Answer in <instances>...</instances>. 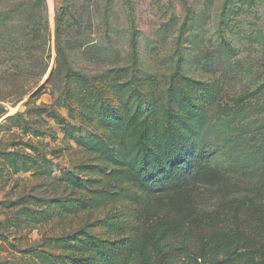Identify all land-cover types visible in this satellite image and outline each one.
<instances>
[{"label":"rangeland","instance_id":"1","mask_svg":"<svg viewBox=\"0 0 264 264\" xmlns=\"http://www.w3.org/2000/svg\"><path fill=\"white\" fill-rule=\"evenodd\" d=\"M68 2L70 78L62 0H0V264H264V0Z\"/></svg>","mask_w":264,"mask_h":264},{"label":"trees","instance_id":"2","mask_svg":"<svg viewBox=\"0 0 264 264\" xmlns=\"http://www.w3.org/2000/svg\"><path fill=\"white\" fill-rule=\"evenodd\" d=\"M69 9V2L68 0H62V7L58 11L55 17V48H56V63L64 62L66 64L65 68V77L70 78L72 76L71 67L69 66V63L67 61V58L64 54L63 50V44H62V38L65 35L64 32V22L65 18L67 16ZM44 31V32H43ZM47 40V31L41 30L37 31L35 36V43H41L45 42ZM18 75L14 77L12 80L13 82H17ZM143 142V143H142ZM141 144L143 147L148 146L150 144V141L148 139H143ZM148 168V166H145ZM189 171V165L186 161H179L175 165L170 166L169 168L163 169L161 166L155 167V173L150 177L149 181L147 182V190L150 193H157V192H176L180 189L181 186V180L183 176H186ZM175 173V174H174ZM176 173H180L181 178L177 179L174 176ZM185 236V230L183 226H177L173 230H165V231H152L149 232L146 237L148 238L151 246L161 254L166 253V248L168 247V243L171 240L177 239L180 240V238H184ZM78 260V259H76ZM153 257L152 255H149L148 258L145 260L142 259V261L139 264H153L152 262ZM166 261V260H165ZM223 261L217 262V264H222Z\"/></svg>","mask_w":264,"mask_h":264}]
</instances>
